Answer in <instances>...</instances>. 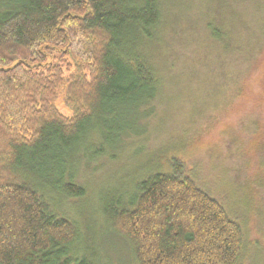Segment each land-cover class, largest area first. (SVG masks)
I'll return each instance as SVG.
<instances>
[{"label":"trees","instance_id":"trees-1","mask_svg":"<svg viewBox=\"0 0 264 264\" xmlns=\"http://www.w3.org/2000/svg\"><path fill=\"white\" fill-rule=\"evenodd\" d=\"M228 5L226 18H204L205 36L223 66L211 67L213 78L203 91L219 98L229 90L231 101L249 100L251 122L243 123L250 124L245 131L252 137L247 154L262 157L264 0ZM163 19V0H0V171L16 181L0 183V264H101L93 240L98 228L81 219L90 194L76 175L82 161L93 170L102 161L112 173L114 187L93 192L98 224L102 234L125 244L132 264L264 263V239L250 240L247 217L237 218L200 189L178 160L167 169L147 166L153 157L142 145L147 127L163 120L171 101L164 95L165 64L154 59L163 57V48L148 52ZM75 46L94 77L88 92L79 88L85 91L84 108L67 118L53 106V94H43L45 86L23 84L36 78L30 71L42 70L57 75L53 83L61 87L66 80L58 78L59 66L41 63L56 54L80 70L83 60L76 62L69 52ZM131 150L142 158L119 167L120 155ZM256 220L264 236V216Z\"/></svg>","mask_w":264,"mask_h":264},{"label":"rangeland","instance_id":"rangeland-1","mask_svg":"<svg viewBox=\"0 0 264 264\" xmlns=\"http://www.w3.org/2000/svg\"><path fill=\"white\" fill-rule=\"evenodd\" d=\"M259 10L262 15L263 10ZM230 11L228 0H163L164 19L162 30L159 32L160 37L149 47L148 52L153 54L163 48V52L159 53L163 57L154 59L159 64H165L164 76L168 77L164 95L171 101L164 105L166 109L163 120L161 121L159 117L161 122L152 124L151 128L147 127L149 135L142 145L145 152L153 153V157L147 160L149 162L147 166L151 170L157 165L167 169L172 159L178 160L200 189H204L211 197L222 201L237 218L247 217L250 240L261 242L264 236L260 228L257 229L259 224L256 219L258 214L260 217L264 216V153L262 157L258 156V152L253 156L247 154V143L252 140V137L251 131H245L246 126L250 124L243 125V123L251 122L249 117L252 108L249 100L231 101L229 90H222L223 94L219 98L215 94L214 98H211L212 93L206 94L203 91L208 88H205L206 80L210 81L213 78L211 67L220 64L223 66V62L217 63L216 56L219 57V51H215L212 43L205 36L204 18L210 17L209 13L214 16L220 13L226 18ZM218 19L220 20L219 17ZM222 23L226 24V21ZM88 40L90 38L85 37L83 43L89 46ZM76 48L75 46L69 52L75 57L76 62L83 60L80 70L74 68L73 60L66 56L56 58L58 56L56 54H52L53 58H48L45 63H41L53 67L59 66L61 73L58 78L65 79L67 83L59 87L56 82L53 83L57 75L51 73L49 75L48 71L43 74L40 69L41 71L38 72L30 71L36 78L25 80L23 84L38 90L39 88L33 84H38L39 87L45 86L43 94L48 95L51 92L54 99L53 106L67 118L72 117L76 107L84 108L87 102L83 94L90 90L87 87L89 79L92 81L94 77V71L85 69L86 62ZM75 53L78 56H75ZM239 63L240 61L234 62L236 69L240 67ZM31 64L33 65L32 62ZM225 66L224 83L226 82L227 85L228 74L231 71L228 59ZM169 75H175L178 80H171ZM46 76H52L51 81H44ZM72 82L73 87L69 88ZM49 83H53V86L51 85L53 88L49 87ZM75 88L86 89L77 91ZM13 96L11 98H15ZM15 114L17 122L18 114L17 112ZM5 121L7 122L8 118ZM136 152L131 150L130 153L120 155L122 162L118 163L119 167L128 164L130 158H139ZM145 159L147 158L143 160ZM99 163L93 166V170L87 169L82 161L76 173L78 179L87 185L88 192L91 194H88V199L82 203L84 208L80 210L83 215L81 219L98 228L93 233V240L99 249V255L101 254L99 256L101 264H132L125 244L112 234H102L103 229L98 224L96 203H94L96 199L93 192L96 190L100 193L114 187L110 181L112 173L106 171L108 165L105 164L102 168L103 165L100 166ZM124 172L128 173V170ZM103 178L107 179V183ZM8 181L16 183L8 174L0 171V183H8ZM244 195L246 197H243ZM254 209L256 210L253 215L250 214ZM68 213L70 217H76L73 210L68 209Z\"/></svg>","mask_w":264,"mask_h":264}]
</instances>
